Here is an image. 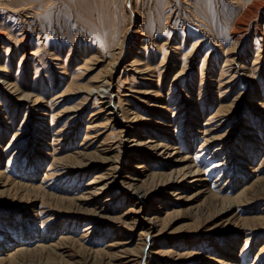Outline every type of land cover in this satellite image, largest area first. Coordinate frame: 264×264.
Returning a JSON list of instances; mask_svg holds the SVG:
<instances>
[{
	"label": "rangeland",
	"instance_id": "obj_1",
	"mask_svg": "<svg viewBox=\"0 0 264 264\" xmlns=\"http://www.w3.org/2000/svg\"><path fill=\"white\" fill-rule=\"evenodd\" d=\"M0 264H264V0H0Z\"/></svg>",
	"mask_w": 264,
	"mask_h": 264
},
{
	"label": "snow or ice",
	"instance_id": "obj_2",
	"mask_svg": "<svg viewBox=\"0 0 264 264\" xmlns=\"http://www.w3.org/2000/svg\"><path fill=\"white\" fill-rule=\"evenodd\" d=\"M206 2L208 3L209 7L211 8L212 0H206Z\"/></svg>",
	"mask_w": 264,
	"mask_h": 264
}]
</instances>
